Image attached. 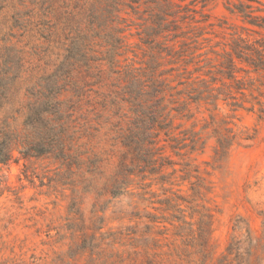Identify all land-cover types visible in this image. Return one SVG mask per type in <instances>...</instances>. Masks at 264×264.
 Returning <instances> with one entry per match:
<instances>
[{
  "label": "rangeland",
  "instance_id": "rangeland-1",
  "mask_svg": "<svg viewBox=\"0 0 264 264\" xmlns=\"http://www.w3.org/2000/svg\"><path fill=\"white\" fill-rule=\"evenodd\" d=\"M87 1L0 0V150L8 140L15 144L11 159L0 164V264H264L257 242L264 212V119L253 113H233L220 102L216 117H228L238 139L224 160L214 159L209 137L202 151L181 150L183 156L165 145L157 162L164 164L161 171L149 176L145 168L140 175L145 181L136 178L116 198L107 194L110 180L119 163L130 164L132 158L126 154L122 161L125 150L118 138L129 119L125 108L117 115L102 111L103 118L92 117L101 129L67 146L69 156L80 152L86 166L97 165L93 180L86 167L80 176L69 171V161L37 153L30 126L39 85L46 74L73 61L70 48L87 32ZM159 1L141 0L135 14L125 9L130 27L123 26L133 52L126 58L135 54L134 62L152 60L153 52L135 34L152 25ZM196 1L197 12L188 14L201 22L190 26L192 33L202 34L198 53L214 59L209 52L228 50L242 22L230 13V0ZM100 38L101 33L92 42L98 56L106 51ZM98 71L105 76L106 67ZM76 76L87 78V86H81L89 96L100 98L110 90L104 79ZM191 109L194 118L175 125L199 132L208 113ZM89 181L94 190L84 193ZM94 204L104 211L93 214ZM203 212L208 216L204 225Z\"/></svg>",
  "mask_w": 264,
  "mask_h": 264
},
{
  "label": "trees",
  "instance_id": "trees-1",
  "mask_svg": "<svg viewBox=\"0 0 264 264\" xmlns=\"http://www.w3.org/2000/svg\"><path fill=\"white\" fill-rule=\"evenodd\" d=\"M140 1H87V32L80 33L70 48L74 52L70 57L73 61L60 65L42 78L38 101L32 108L31 139L37 153L69 161L67 166L73 174L82 176L86 167L89 180L98 172L97 165L90 162L86 166L84 154L80 152L69 156L68 144L83 137H94L102 124L92 117L101 119L102 111L117 115L126 109L128 123L118 138L125 150L122 161L126 160V154L132 158L130 164L120 162L110 180L107 194L111 198L127 193L135 179L146 173L145 168L149 169V176L159 173L164 164L158 166L157 162L162 160L160 151L165 145L176 156H183L181 150L187 154L202 151L209 137L214 141V159L224 160L238 139L226 120L228 117H216L220 102L233 113L243 110L264 119V0H230V13L239 17L242 26L232 33L228 50L209 52L214 59L208 58L207 52L198 53L202 50L199 42L202 34L192 33L194 29L190 27L191 23H201L188 14L197 12L193 9L197 1L160 0L152 25L135 34L139 36V44L153 52L152 60L134 62L135 54L133 58H126L127 53L133 52L123 25L129 21L126 17L129 12L125 9L135 14V6ZM188 19L189 24L185 26ZM100 33L106 51L98 56L92 42L99 39ZM127 60L131 61L130 65H122ZM103 66L106 67L105 76L98 71ZM79 72L88 78L104 79L110 90L106 89L107 94L100 98L87 95L81 86H87V78L77 80ZM192 106L203 108L209 120L203 119L205 125L199 132L181 131L182 126L175 125V121L193 119ZM14 145L9 140L4 142L0 164L11 159ZM142 165L144 169L139 171ZM145 179L141 176L139 181ZM160 182L168 183L166 180ZM92 190L93 182L89 181L83 191ZM102 211L104 208L93 205V214ZM202 216L200 225L208 218L206 212ZM261 216L263 228L257 242L264 257V212ZM99 220L102 223L103 218ZM227 253L234 254L233 244Z\"/></svg>",
  "mask_w": 264,
  "mask_h": 264
}]
</instances>
